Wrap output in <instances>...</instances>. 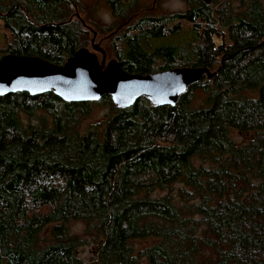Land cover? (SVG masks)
<instances>
[{"label": "trees", "instance_id": "trees-1", "mask_svg": "<svg viewBox=\"0 0 264 264\" xmlns=\"http://www.w3.org/2000/svg\"><path fill=\"white\" fill-rule=\"evenodd\" d=\"M187 1L185 12L141 18L117 39L130 73L214 72L175 104L142 97L118 108L105 95L109 112L81 129L95 101L0 96V264H264V2ZM70 2L0 0L12 35L3 55L62 65L86 47ZM107 2L122 16L134 0ZM185 21L186 49L146 45Z\"/></svg>", "mask_w": 264, "mask_h": 264}, {"label": "water", "instance_id": "water-1", "mask_svg": "<svg viewBox=\"0 0 264 264\" xmlns=\"http://www.w3.org/2000/svg\"><path fill=\"white\" fill-rule=\"evenodd\" d=\"M210 3L211 0H203ZM95 32L93 35L95 36ZM99 61L95 51L82 47L62 65L40 57H0V96L25 91L30 95L53 92L66 102L98 101L109 95L118 108H127L139 98L153 105H173L187 88L203 74L212 77L206 67L182 66L146 74L122 69L116 59L105 64V53Z\"/></svg>", "mask_w": 264, "mask_h": 264}, {"label": "rangeland", "instance_id": "rangeland-1", "mask_svg": "<svg viewBox=\"0 0 264 264\" xmlns=\"http://www.w3.org/2000/svg\"><path fill=\"white\" fill-rule=\"evenodd\" d=\"M212 2H223L224 0H211ZM264 2V0H263ZM189 3L187 0H134L131 6L122 16H116L113 14L107 0H71L68 6L72 20L79 22L82 30L86 31L82 42H85L83 46H86L90 51H95L99 61H101L103 54L97 49H92L91 40L94 39V45L98 49L103 50L105 53V64L111 59H117L116 50L118 48L117 39L126 32V30L133 26L139 19L146 17H162L172 16L176 13L185 12ZM173 24L171 23L170 26ZM182 29L178 35H171L168 33L162 38H146V45L151 49L154 46L162 43H174L185 45L188 44L192 37V25L190 23L182 22ZM96 33L95 36L93 33ZM9 41H12L11 33L5 28L4 22L0 19V57L4 53H7V45ZM218 41V40H216ZM187 44V45H186ZM163 64L158 60L155 62L154 69L157 70L159 66ZM177 67V66H176ZM203 102L202 94L199 90L193 94L192 104L194 106L200 105ZM109 105L102 103L98 100L92 103L91 110L88 116L81 117L80 128L86 129L88 126L94 124L98 120L104 117L109 112ZM40 115L37 111L30 117L21 113L20 117L24 123L30 120H35ZM196 163L201 160L196 158ZM175 187L179 184L174 185ZM45 209H43L44 211ZM81 224L78 222L71 223V230L73 232L81 231ZM41 241L48 239L46 234L40 236ZM84 258L88 257L87 248L81 253Z\"/></svg>", "mask_w": 264, "mask_h": 264}]
</instances>
